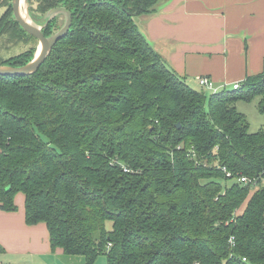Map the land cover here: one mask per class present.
<instances>
[{"label":"trees","instance_id":"trees-1","mask_svg":"<svg viewBox=\"0 0 264 264\" xmlns=\"http://www.w3.org/2000/svg\"><path fill=\"white\" fill-rule=\"evenodd\" d=\"M161 1L37 0L73 21L38 71L0 75L1 207L24 193L27 222L87 264H264V131L235 107L260 95L264 110V71L209 97L192 87L135 20Z\"/></svg>","mask_w":264,"mask_h":264},{"label":"crops","instance_id":"crops-1","mask_svg":"<svg viewBox=\"0 0 264 264\" xmlns=\"http://www.w3.org/2000/svg\"><path fill=\"white\" fill-rule=\"evenodd\" d=\"M135 20L167 65L205 93L202 76L219 90L264 71V0H162ZM15 203L13 211L0 203V264H87L53 249L46 223L27 222L24 193Z\"/></svg>","mask_w":264,"mask_h":264},{"label":"rangeland","instance_id":"rangeland-1","mask_svg":"<svg viewBox=\"0 0 264 264\" xmlns=\"http://www.w3.org/2000/svg\"><path fill=\"white\" fill-rule=\"evenodd\" d=\"M31 4L32 7H29L31 18L39 25L48 23V12L45 14L39 12L37 0H32ZM13 13L12 0H0V57L10 58L26 52H33L34 57L39 47V40L31 34H24L21 30L14 31L15 28H19V25L14 22ZM56 17H59L58 24L63 26L65 15L59 14ZM193 86L198 90H202L196 85ZM228 89L233 91L234 86H229ZM245 90H248V88H245ZM212 92L211 90L206 91V96L209 97ZM260 98V95H254L251 99L242 98L235 102L237 110L246 117L251 132L264 131V110L260 108ZM259 186L257 183H252L251 192H254ZM109 226H111V223H109ZM98 263L107 264L106 256L99 255Z\"/></svg>","mask_w":264,"mask_h":264},{"label":"water","instance_id":"water-1","mask_svg":"<svg viewBox=\"0 0 264 264\" xmlns=\"http://www.w3.org/2000/svg\"><path fill=\"white\" fill-rule=\"evenodd\" d=\"M24 2L26 5L28 19L23 16L22 0H12V9L14 12V17L28 33L38 38L40 50L38 47L35 56L26 64L20 66L0 65V75H31L38 71L41 65L48 58L49 54L51 53L52 49L55 47L57 42L68 34L72 26L73 15L70 10H68L64 6H57L51 8L47 13L49 16L48 22L55 16L59 14H64L65 23L57 32L50 36H46L43 31V28L47 23L44 25L37 24L29 15L28 0H24ZM177 126L180 127L181 123L179 122Z\"/></svg>","mask_w":264,"mask_h":264},{"label":"built area","instance_id":"built-area-1","mask_svg":"<svg viewBox=\"0 0 264 264\" xmlns=\"http://www.w3.org/2000/svg\"><path fill=\"white\" fill-rule=\"evenodd\" d=\"M198 82L204 88L211 89L212 91H217V89L215 88L214 81L212 79H210L209 77H207V76L200 77L199 80H198ZM233 86H234V89H238L240 87V84L239 83H236ZM223 170L226 172L227 176H231V172L227 171L226 168H224ZM239 180L241 182H244V183H247V182H250L251 181L246 176H241L239 178ZM230 241L232 243L234 242V236L231 237Z\"/></svg>","mask_w":264,"mask_h":264},{"label":"bare ground","instance_id":"bare-ground-1","mask_svg":"<svg viewBox=\"0 0 264 264\" xmlns=\"http://www.w3.org/2000/svg\"><path fill=\"white\" fill-rule=\"evenodd\" d=\"M22 6H23V16L28 19V15H27V12H26V5H25L24 0H22ZM39 50H40V47H39Z\"/></svg>","mask_w":264,"mask_h":264}]
</instances>
